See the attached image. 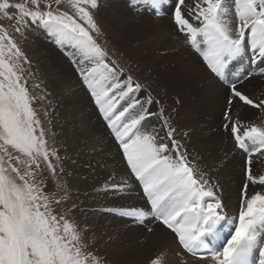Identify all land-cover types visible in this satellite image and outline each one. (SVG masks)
I'll return each mask as SVG.
<instances>
[{"label": "snow or ice", "instance_id": "snow-or-ice-1", "mask_svg": "<svg viewBox=\"0 0 264 264\" xmlns=\"http://www.w3.org/2000/svg\"><path fill=\"white\" fill-rule=\"evenodd\" d=\"M229 3L234 4L235 25L228 19ZM64 4L74 14L62 11ZM131 4L151 9L156 17L167 16L175 34L228 88L224 129L234 148L246 157L243 195L235 216L226 213L209 173L195 156L190 158L177 138L163 105L131 75L121 79L124 70L97 42L101 28L94 11L99 0L14 4L3 0L0 13L14 22V31L21 35L31 27L45 30L76 64L114 135L128 176L136 182L123 180L112 184L111 190L128 194L135 187L145 200L143 207L107 211L131 218L148 233L158 224L184 252L213 264H264V173L254 166L264 164V98L253 99L238 88L253 76L264 77V0H131ZM22 58L28 62L12 35L0 26V264H108L83 227L66 218L71 209L54 207L67 199L63 184L48 186V180L58 176L50 157L56 156L57 163L60 157L55 148L46 146L22 79ZM245 60L248 67L230 80L229 74ZM234 103L258 109L259 123L234 116ZM41 161L51 177L43 175ZM249 184L262 187L249 193ZM150 264H163V260L158 256Z\"/></svg>", "mask_w": 264, "mask_h": 264}, {"label": "bare ground", "instance_id": "bare-ground-1", "mask_svg": "<svg viewBox=\"0 0 264 264\" xmlns=\"http://www.w3.org/2000/svg\"><path fill=\"white\" fill-rule=\"evenodd\" d=\"M100 4L94 18L105 29L109 37L107 43L128 65V72L125 71L121 79L132 73L134 81L150 89L170 116L177 138L182 140L190 158L195 156L216 184L214 191L225 205L226 213L237 215L245 183L246 157L234 148L224 129L227 86L210 73L197 53L175 34L167 16L156 17L151 9L144 11L142 5H132L131 0H101ZM67 52L58 45L39 40L28 47V54L35 61L34 77H42L45 90L51 96L47 100V112L44 111L51 123L52 146H49L55 148L60 157L61 181L67 197L75 202L67 219L76 220L83 227L108 264H150L158 256L163 264H181L182 261L213 264L210 259L184 252L173 236L161 231L158 224L154 232L148 233L131 218L107 211L121 206L143 207L145 200L135 187L128 194L111 190L112 184L123 180L133 185L136 182L128 176L126 161L121 157L114 135L108 131L71 55L68 53L69 57H65ZM247 67L245 60L243 65L233 69L229 79H235ZM238 88L253 99L264 98V77L253 76L238 84ZM143 95L141 92L140 96ZM156 107L152 105L153 109ZM231 111L244 122L259 123L256 120L258 109L238 107L234 103ZM253 159L255 162L257 157ZM254 166L264 173V164ZM253 187L260 190L262 186L249 184V193Z\"/></svg>", "mask_w": 264, "mask_h": 264}, {"label": "rangeland", "instance_id": "rangeland-1", "mask_svg": "<svg viewBox=\"0 0 264 264\" xmlns=\"http://www.w3.org/2000/svg\"><path fill=\"white\" fill-rule=\"evenodd\" d=\"M100 1L101 0H99V5H101ZM0 2H3V0H0ZM9 2L14 4L17 2H22V0H9ZM54 7H55V5H54ZM60 9L62 11H67L70 15L74 14L73 10L67 4L61 5ZM9 11L12 12L13 10H9ZM13 14H15V13H13ZM228 19L232 22L233 25L238 23V20L235 16L234 4H232V3H229ZM13 23H14L13 21L5 19L3 17V13H0V26H3L4 28H6L8 30L9 34L12 35L13 39L16 41V43L20 47L21 51L24 53V56L27 58L28 62H25L23 58L20 60V65H21V69H22V72H21L22 79H23V81H26V83H29V84H25V86L27 87L28 91H30L29 95H30V97H32L33 109L34 110L36 108L40 109V111L36 112L37 118L40 120V122H41L40 127L43 128L44 133H45V140L47 141L46 146L49 148V150H51L52 148L49 146V144L51 145V141H52V139H51L52 134L49 131L51 128V123L48 121V116L46 115L47 106H49L47 100L51 96L45 90V85H44V81H43L42 77H39V78L37 76L34 77V73H36V70L34 68L35 67L34 66L35 61L31 60V58L29 56L28 47L31 44L34 45L37 42V40H39V42L43 41V42H45L51 46H53V45L57 46V44H55L53 42V38L50 35H48L46 33V31L43 30L42 28L31 27L29 29H25L23 31V35H21V34L16 33L14 31V28L12 26ZM100 28H101V34L99 36H96L97 42L100 43L102 45V47L105 48V50L108 52L111 60L117 61V63L119 64V67L122 68L124 70V72L127 71L126 66H128V65L125 62H123L121 54L116 49L111 47L109 45V43H107L108 42L107 40H109V37L105 34V29H103L101 26H100ZM93 35L95 36L96 34L94 33ZM106 37H107V39H106ZM191 51H193V50H191ZM64 55H65V57H69L68 52ZM79 76L81 77L80 74H79ZM131 76H133L132 73H131ZM37 90H38V92L36 93ZM36 101H39V102L37 103ZM38 105H41V108L38 107ZM44 111H46V112L44 113ZM44 116H45V118H44ZM106 127H107L108 131L111 133V130L107 126V122H106ZM9 150L13 151L10 148H9ZM50 159L53 161L54 164H56L58 176L55 179L50 178L48 180L49 189L55 187V185L57 183L62 184L61 177L59 175V174H61L59 162L57 163L56 156H52V157H50ZM41 169L44 170L43 175L51 177V173L45 170L46 164L43 161H41ZM49 189H46V191ZM74 203L75 202L72 198L67 197L66 201H63L60 205H54V207L57 209V211H59L61 208L69 209L72 206V204H74ZM69 221L72 222L73 220H69ZM74 221L76 222V220H74Z\"/></svg>", "mask_w": 264, "mask_h": 264}]
</instances>
